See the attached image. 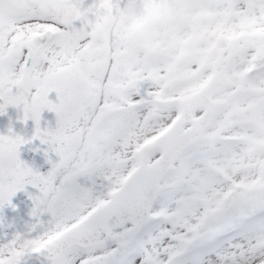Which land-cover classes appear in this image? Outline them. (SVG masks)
<instances>
[{
  "label": "snow or ice",
  "instance_id": "obj_1",
  "mask_svg": "<svg viewBox=\"0 0 264 264\" xmlns=\"http://www.w3.org/2000/svg\"><path fill=\"white\" fill-rule=\"evenodd\" d=\"M139 2L0 0V264H264V0Z\"/></svg>",
  "mask_w": 264,
  "mask_h": 264
},
{
  "label": "rangeland",
  "instance_id": "obj_2",
  "mask_svg": "<svg viewBox=\"0 0 264 264\" xmlns=\"http://www.w3.org/2000/svg\"><path fill=\"white\" fill-rule=\"evenodd\" d=\"M79 26V25H78ZM54 99L55 94H50ZM22 115L20 109L15 106L9 105L6 111L0 114V134H8L9 126L12 127L13 132L21 134L25 137H30L34 131V122L29 119L26 123L18 119ZM47 122L55 124V114L45 109L42 112L41 127H44ZM39 140H34L35 142ZM46 145L40 143V149L37 150L36 146H22L20 147V157L22 160L29 164H34L39 167L41 172H46L50 167L46 163L43 149ZM40 151V152H39ZM30 191H35L29 188ZM13 204L17 205L13 209L10 205L2 208V215H0V241L11 238V236L17 232H24L28 224L32 221V217L29 215L33 202L26 196L24 191H18L12 197ZM2 217H5L2 219ZM43 219H47V214H44Z\"/></svg>",
  "mask_w": 264,
  "mask_h": 264
},
{
  "label": "clouds",
  "instance_id": "obj_3",
  "mask_svg": "<svg viewBox=\"0 0 264 264\" xmlns=\"http://www.w3.org/2000/svg\"><path fill=\"white\" fill-rule=\"evenodd\" d=\"M142 8V4L139 2V0H128V3L125 5V17L126 21L123 25L125 31L127 32H139L141 29L140 24L134 23V21L137 20L139 17L140 11ZM14 159V151L10 153H6L2 162L3 166L5 168L9 167L13 163Z\"/></svg>",
  "mask_w": 264,
  "mask_h": 264
}]
</instances>
